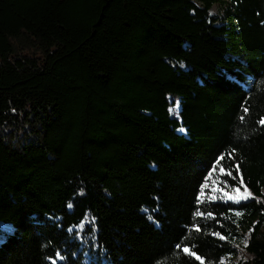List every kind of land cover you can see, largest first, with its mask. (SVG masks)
Instances as JSON below:
<instances>
[{"label": "trees", "instance_id": "trees-1", "mask_svg": "<svg viewBox=\"0 0 264 264\" xmlns=\"http://www.w3.org/2000/svg\"><path fill=\"white\" fill-rule=\"evenodd\" d=\"M261 121L264 0H0V264H264Z\"/></svg>", "mask_w": 264, "mask_h": 264}, {"label": "rangeland", "instance_id": "rangeland-1", "mask_svg": "<svg viewBox=\"0 0 264 264\" xmlns=\"http://www.w3.org/2000/svg\"><path fill=\"white\" fill-rule=\"evenodd\" d=\"M215 13V9L213 8L211 11V14ZM246 197V198H245ZM250 198V195L246 191H239L237 193L236 191L234 192H229L225 194L224 199L229 200V201H236V202H243L247 201Z\"/></svg>", "mask_w": 264, "mask_h": 264}, {"label": "snow or ice", "instance_id": "snow-or-ice-1", "mask_svg": "<svg viewBox=\"0 0 264 264\" xmlns=\"http://www.w3.org/2000/svg\"><path fill=\"white\" fill-rule=\"evenodd\" d=\"M261 123H264V121H261ZM227 174V173H226ZM236 192L239 193V188L236 189ZM246 198V197H245ZM9 232H14L15 228L14 227H10L8 229ZM4 242V237L2 235H0V243Z\"/></svg>", "mask_w": 264, "mask_h": 264}]
</instances>
